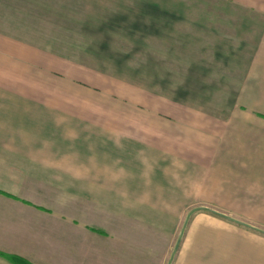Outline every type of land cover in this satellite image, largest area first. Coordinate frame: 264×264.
<instances>
[{"label": "rangeland", "instance_id": "obj_1", "mask_svg": "<svg viewBox=\"0 0 264 264\" xmlns=\"http://www.w3.org/2000/svg\"><path fill=\"white\" fill-rule=\"evenodd\" d=\"M199 10H206L205 1L0 0V36L21 45L16 51L22 73L36 72L37 80L20 83L21 90L76 105L78 114L71 116L81 123L69 124L86 129V139H93L91 128L101 126L107 140L129 135L189 150L196 143L213 144L227 131L251 54V44H242L232 28L208 33L202 17L194 16ZM108 180L102 178L103 185ZM92 192L87 184L90 205L70 210L82 215L81 223L62 226L55 220L50 264H184L177 255L192 209L207 208L264 231V220L251 216L264 205L196 203L182 217L158 205H112L119 211L110 215L111 205H91ZM231 262L237 264L236 256Z\"/></svg>", "mask_w": 264, "mask_h": 264}, {"label": "crops", "instance_id": "obj_2", "mask_svg": "<svg viewBox=\"0 0 264 264\" xmlns=\"http://www.w3.org/2000/svg\"><path fill=\"white\" fill-rule=\"evenodd\" d=\"M198 1H205L206 10L194 16L202 17L207 32L232 28L242 44H251V54L227 131L213 144L196 143L189 150L129 135L107 140L101 126L86 139V129L69 124L81 123L71 116L78 114L76 105L21 90L20 83L37 80L36 72L22 73L16 51L21 45L0 36V264H50L55 220L62 226L81 223L82 215L70 210L90 205L87 184L93 187L91 205H158L179 217L196 203L264 205V0ZM9 65L14 72L7 71ZM102 178L109 179L105 185ZM257 208L251 216L261 224L264 211ZM118 211L112 206L110 215ZM186 227L179 263L233 264L236 256L237 264H264V234L258 230L201 210L192 212Z\"/></svg>", "mask_w": 264, "mask_h": 264}, {"label": "trees", "instance_id": "obj_3", "mask_svg": "<svg viewBox=\"0 0 264 264\" xmlns=\"http://www.w3.org/2000/svg\"><path fill=\"white\" fill-rule=\"evenodd\" d=\"M202 209H204L205 211L210 212L211 214H214V215H217L218 214L219 215V213H217L216 211H213V210H210V209H207V208H202ZM193 210L194 209H192L191 211L188 212V214H187L188 216L187 217H189L190 214H192ZM219 216L231 220V217L224 216V215H219ZM259 231L264 234V231H262V230H259ZM11 260L13 262H15L16 264H32V263H30V262H28V261H26L24 259H16V260L11 259Z\"/></svg>", "mask_w": 264, "mask_h": 264}]
</instances>
